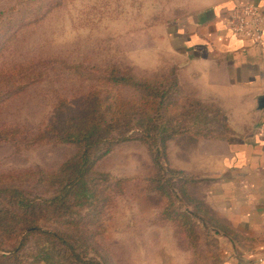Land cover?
<instances>
[{
  "label": "rangeland",
  "instance_id": "374dc122",
  "mask_svg": "<svg viewBox=\"0 0 264 264\" xmlns=\"http://www.w3.org/2000/svg\"><path fill=\"white\" fill-rule=\"evenodd\" d=\"M190 5L191 0H0V14L5 15L0 19V91L33 74L41 79L0 103V130L21 131L12 142L0 141V189L15 188L32 198L57 191L51 178L39 171L56 172L77 148L49 144L25 149L22 143L52 122L61 100L76 109L94 95L99 100L108 98L103 110L110 105L116 109L120 103L113 102L122 101L133 123L147 121L148 115L156 119L158 113L130 108L139 94L134 88L114 86L108 75L116 69L152 83L167 77L173 59L166 52L156 53L161 28L185 15ZM167 116L164 113L158 121L161 130H166ZM211 123L213 138L226 135L225 124L218 119ZM138 130L143 128L125 127L133 139L117 144L94 166V179L103 181L108 175L113 180L127 179V184L102 219L105 233L92 239L74 228L71 237L77 252L102 264H220L215 221L201 201L204 187L194 179L185 194V179L173 171H179L184 147L189 149L201 137L186 133L167 142L164 176L155 167L152 147L138 138ZM161 130L160 140L167 138ZM170 178L176 179V186L171 182L175 193L167 185ZM76 203L72 219L78 223L84 210ZM62 221L39 224L45 230L67 232ZM39 239L31 237L13 264L41 263Z\"/></svg>",
  "mask_w": 264,
  "mask_h": 264
},
{
  "label": "crops",
  "instance_id": "0c3cea01",
  "mask_svg": "<svg viewBox=\"0 0 264 264\" xmlns=\"http://www.w3.org/2000/svg\"><path fill=\"white\" fill-rule=\"evenodd\" d=\"M247 4L264 16V0H191L185 15L161 28L156 52L173 59L184 89L225 124V136L184 147L177 165L204 187L220 264H264V49L226 27Z\"/></svg>",
  "mask_w": 264,
  "mask_h": 264
},
{
  "label": "trees",
  "instance_id": "16d2710c",
  "mask_svg": "<svg viewBox=\"0 0 264 264\" xmlns=\"http://www.w3.org/2000/svg\"><path fill=\"white\" fill-rule=\"evenodd\" d=\"M3 15L4 13L0 14V19ZM25 80L0 91V103L23 93L26 86L41 79L39 75L33 74L25 77ZM108 80L116 87L134 88L140 98L130 108L158 113L157 118L148 115L147 121L143 119L133 123L123 109L125 105H122V101L113 102L120 103L116 109L110 105L103 110L108 98L99 100L94 95H88L85 103L76 109L66 99L59 101L52 122L36 134H31V137L24 138L22 148L64 144L75 146L77 153L66 159L56 172L39 171L41 175L50 177L57 186V191L49 197L32 198L15 188L0 189L1 264H13L14 260L17 261L28 246L30 238L34 236L42 239H39L43 250L40 260L45 261L44 264H102L96 259H86L79 254L71 236L76 226L80 229V235L93 237L92 239L103 230L105 233L102 219L110 209V204L125 191L127 179L113 180L104 175L103 181H99L93 178V169L117 144L133 139L134 136L130 137L124 131L129 124L143 128L141 132L138 130V138L152 147L155 167L164 176L166 170L163 161L170 139L196 132L201 138H213L209 125L219 114L213 106L192 97L184 89L178 78L177 67L171 66L168 76L157 83L149 80L138 81L131 74L121 73L116 69L110 70ZM164 113L169 120L166 130H161L162 123L158 125V121L163 119ZM105 115L109 116L108 120L104 119ZM160 130L167 132V138L160 140ZM20 133V130L13 127L2 129L0 141L12 142ZM159 143H162L160 147ZM173 171L185 179L186 194L188 182L194 178L181 171ZM177 174H174L175 177ZM175 181V178L167 180L170 191L174 193ZM75 202L84 210V218L78 223L72 219ZM62 219L60 224L67 225V232L45 230L39 224L43 220L46 223H59Z\"/></svg>",
  "mask_w": 264,
  "mask_h": 264
},
{
  "label": "built area",
  "instance_id": "2783aa9c",
  "mask_svg": "<svg viewBox=\"0 0 264 264\" xmlns=\"http://www.w3.org/2000/svg\"><path fill=\"white\" fill-rule=\"evenodd\" d=\"M227 29L235 36L249 40L259 49H264V16L255 5L236 7L226 19Z\"/></svg>",
  "mask_w": 264,
  "mask_h": 264
}]
</instances>
